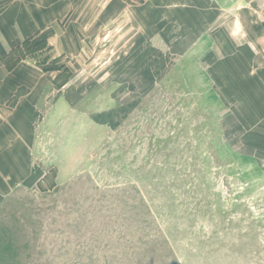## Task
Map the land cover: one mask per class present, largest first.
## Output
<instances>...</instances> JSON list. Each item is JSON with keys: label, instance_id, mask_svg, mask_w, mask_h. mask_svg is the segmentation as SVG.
<instances>
[{"label": "rangeland", "instance_id": "1", "mask_svg": "<svg viewBox=\"0 0 264 264\" xmlns=\"http://www.w3.org/2000/svg\"><path fill=\"white\" fill-rule=\"evenodd\" d=\"M140 1L57 60L50 92L74 101L0 133V264H264V162L233 151L215 76L175 37L126 33Z\"/></svg>", "mask_w": 264, "mask_h": 264}, {"label": "crops", "instance_id": "2", "mask_svg": "<svg viewBox=\"0 0 264 264\" xmlns=\"http://www.w3.org/2000/svg\"><path fill=\"white\" fill-rule=\"evenodd\" d=\"M113 1L0 0V133L10 124L28 123L30 115H41L48 99L53 107L58 101L70 99L63 92H50L59 74L55 72L57 60L76 51L81 37L95 36L102 30L104 35L112 32ZM138 3L125 11L126 33L129 30L137 37L150 36L159 50L161 42L175 37L174 45L185 53V61L198 59L194 66L205 69L206 77L215 76L225 107L223 116L231 120L226 137L233 138L229 143L233 151L237 153L235 149L241 146L239 154L258 165L263 163L264 0ZM223 4L232 5L233 10L224 11ZM233 5L237 9L242 5L245 10H234ZM26 40L46 41L52 56L44 65L25 58L8 70L2 58ZM48 65L54 75L46 72ZM236 134L238 141L234 140ZM8 141L1 138V147L10 146Z\"/></svg>", "mask_w": 264, "mask_h": 264}, {"label": "trees", "instance_id": "3", "mask_svg": "<svg viewBox=\"0 0 264 264\" xmlns=\"http://www.w3.org/2000/svg\"><path fill=\"white\" fill-rule=\"evenodd\" d=\"M31 40L24 41L20 46L13 49L8 55H5L2 60L4 61L5 67L8 70H11L13 67H15L21 60L26 58L27 54H30V51H37L40 49H43V46H41L40 43H37L36 45H30L29 42ZM42 64L45 63V61L40 62Z\"/></svg>", "mask_w": 264, "mask_h": 264}]
</instances>
